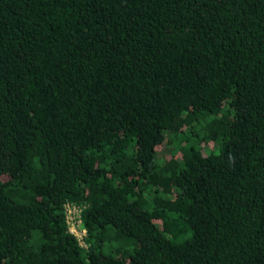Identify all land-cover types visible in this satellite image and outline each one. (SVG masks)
<instances>
[{"label":"trees","instance_id":"obj_1","mask_svg":"<svg viewBox=\"0 0 264 264\" xmlns=\"http://www.w3.org/2000/svg\"><path fill=\"white\" fill-rule=\"evenodd\" d=\"M0 264H264V0H0Z\"/></svg>","mask_w":264,"mask_h":264},{"label":"built area","instance_id":"obj_2","mask_svg":"<svg viewBox=\"0 0 264 264\" xmlns=\"http://www.w3.org/2000/svg\"><path fill=\"white\" fill-rule=\"evenodd\" d=\"M81 209V207L71 203H65L63 205V215L67 233L74 237L79 247L85 249L86 232L81 225Z\"/></svg>","mask_w":264,"mask_h":264}]
</instances>
